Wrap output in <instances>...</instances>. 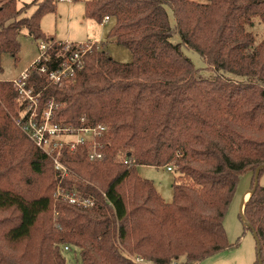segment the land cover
I'll return each mask as SVG.
<instances>
[{"label":"trees","instance_id":"obj_1","mask_svg":"<svg viewBox=\"0 0 264 264\" xmlns=\"http://www.w3.org/2000/svg\"><path fill=\"white\" fill-rule=\"evenodd\" d=\"M73 1H84L85 16L98 23L113 19L106 37L133 59L93 47L74 76L56 84L45 74L79 46L67 49L42 31L55 0L21 7L0 0V62L4 53L17 60L21 28L55 42L27 70L24 88L38 95L39 112L52 102L53 124L106 127L97 138L101 159L89 160L86 145L59 155L67 169L61 187L91 204L55 199L59 172L16 127L18 89L0 80V264H68L62 244L78 249L81 264H135L134 256L198 264L235 246L224 219L245 174L253 191L243 216L257 242L254 264H264V186H254L253 176L264 171V38L255 43L248 29L254 19L264 24V0ZM181 45L217 74L201 77ZM138 165L173 166L170 202L137 174Z\"/></svg>","mask_w":264,"mask_h":264},{"label":"rangeland","instance_id":"obj_2","mask_svg":"<svg viewBox=\"0 0 264 264\" xmlns=\"http://www.w3.org/2000/svg\"><path fill=\"white\" fill-rule=\"evenodd\" d=\"M33 0H16L17 6L21 7L23 4H29ZM41 1V0H38ZM199 3H205L207 0H193ZM84 1L73 0H55V12L45 14L41 19L42 31L56 39L62 41L75 42L72 45L80 46V50L85 53L91 50L93 47L104 50L110 57L120 62H130L133 59L131 52L116 44L112 39L106 37L109 26L112 24L113 19L102 20L98 23L95 19L87 18L85 16ZM35 5H32L21 16H29L34 11ZM169 16L170 23H174L172 10L166 8ZM248 29L253 33L255 43H258L264 38V24L260 23L258 19L253 20V24L248 26ZM20 41V50L18 52V58L14 61L10 54L4 53L1 56L0 67V80H16L18 85L14 84L15 89L18 92L19 107L16 108L17 115L14 117V123L16 127L26 135L37 147L43 148L42 151L47 152V155L51 158L54 170L55 161L59 160L60 151L65 146L64 142L69 141L72 136L68 134H60L56 136L50 135L47 142L40 147L37 143L34 129L42 126L51 128L52 126L77 128L73 126H62L61 124H53L51 122L52 109L57 108L52 102L48 104L41 112H39L38 95L31 93L30 89L24 91L22 87L26 84L27 70L38 59L41 52L40 46L44 45L47 49L55 44L52 42L36 41L28 33L26 28H21L18 33ZM173 43L180 42V36L177 33H173L170 37ZM65 44V42H62ZM182 53L188 57L193 65L199 69V75L204 78H213L217 72L207 68L203 59L198 53L193 50L187 49L181 45ZM26 73L22 75L24 72ZM47 77V74H45ZM74 76V75H69ZM48 78V77H47ZM69 80V79H68ZM67 80V81H68ZM66 82V81H65ZM61 85V84H59ZM69 150V148H68ZM173 167V166H172ZM137 174L153 182L157 192L166 202L172 200L171 184L175 176L173 170H167L164 167H153L148 165L136 166ZM255 178V173L253 174ZM252 174H245L239 178L236 194L228 206L225 214L224 227L229 243H234L235 246L230 249H225L215 255L208 257L198 264H254L256 259L257 242L255 236L248 228V224L242 219L240 213V203H243L245 193L242 194L246 187L250 188V180ZM258 183L264 186V171L258 178ZM47 184V182H45ZM247 191V190H245ZM243 195V197L241 196ZM241 196V198H240ZM250 196V195H249ZM249 198V197H248ZM3 216L7 213L2 214ZM12 215V213H8ZM57 213L53 212V220ZM62 248V245L60 246ZM70 247L69 251H65L63 255L67 259L68 264H81L78 249L76 247ZM61 250V249H60ZM183 258L177 262L182 263Z\"/></svg>","mask_w":264,"mask_h":264},{"label":"built area","instance_id":"obj_3","mask_svg":"<svg viewBox=\"0 0 264 264\" xmlns=\"http://www.w3.org/2000/svg\"><path fill=\"white\" fill-rule=\"evenodd\" d=\"M103 20L107 21L109 20V17L105 16ZM71 46H72L71 42H65V48L68 49ZM40 50L41 52L36 61H38L41 58L44 60L48 58L47 49L44 45L40 46ZM83 54L84 53L80 50V48L78 50H72V52L65 57L58 70L50 71L46 73V67L42 66L40 68V71L46 73L50 81L56 84H62L63 82L67 81L69 77H71L69 75H73L74 66H79ZM25 73L26 71L22 75H24ZM12 82L18 85V82L16 80H12ZM22 89L26 91L24 87H22ZM33 129H34L33 134L36 132L35 135H36L37 143L40 147L42 146V144L47 142V139L49 138L50 135L56 136L60 134H68L71 135L72 138L69 141L64 142V144L65 146H68L70 151L75 150L79 145H86L88 149L89 160L94 161L102 158V152L100 150L102 145L97 141V138L101 137L103 133H105L106 131V127L102 124H97L95 126L81 125L80 127H77L75 129L69 127H58L56 125L52 126L51 128L50 127L42 128V126H39L36 128V130L35 128ZM40 149L42 150L43 148L41 147ZM45 153L47 154V152ZM124 163L128 164L129 160H125ZM166 168L167 170H173L172 165H167ZM55 169L59 172L58 173L59 180L57 182L55 189V199L67 201L68 203H72V204L89 206L91 204L89 200L76 196L74 192L67 191L61 187L60 180L67 173V169L59 160L55 161ZM69 246L70 245L68 244H62V251L63 252L69 251L70 250ZM133 261L135 264H155L146 260L142 256H134ZM170 264H182V263L174 261L171 262Z\"/></svg>","mask_w":264,"mask_h":264},{"label":"crops","instance_id":"obj_4","mask_svg":"<svg viewBox=\"0 0 264 264\" xmlns=\"http://www.w3.org/2000/svg\"><path fill=\"white\" fill-rule=\"evenodd\" d=\"M110 27V26H109ZM56 40H59V39H56ZM59 41H62V40H59ZM62 42H70V41H62ZM71 43H75V42H71ZM245 190H247V191H245ZM245 192H247L246 194H245V196H244V198H243V205L240 203V206L242 205V209L240 210V213H241V216H242V219L244 220V216H243V206H244V203H245V201L248 199V197H249V195H250V193H251V189L250 188H248V187H246L245 189H244V191L242 192V194L243 193H245ZM241 194V196L243 197V195ZM241 196H240V198H241Z\"/></svg>","mask_w":264,"mask_h":264},{"label":"water","instance_id":"obj_5","mask_svg":"<svg viewBox=\"0 0 264 264\" xmlns=\"http://www.w3.org/2000/svg\"><path fill=\"white\" fill-rule=\"evenodd\" d=\"M263 166H260L259 168H257L256 172H255V178H254V186L257 184L258 182V179H257V176H258V173H259V170L260 168H262ZM253 191V189L251 190V192ZM251 194V193H250ZM242 217V216H241ZM244 221L246 222V219L244 218ZM255 236V234H253Z\"/></svg>","mask_w":264,"mask_h":264},{"label":"bare ground","instance_id":"obj_6","mask_svg":"<svg viewBox=\"0 0 264 264\" xmlns=\"http://www.w3.org/2000/svg\"><path fill=\"white\" fill-rule=\"evenodd\" d=\"M242 205H243V203H242ZM242 205L240 206V209H242Z\"/></svg>","mask_w":264,"mask_h":264}]
</instances>
